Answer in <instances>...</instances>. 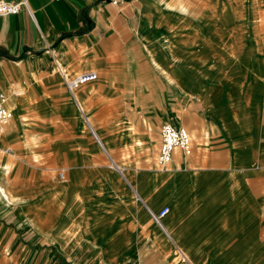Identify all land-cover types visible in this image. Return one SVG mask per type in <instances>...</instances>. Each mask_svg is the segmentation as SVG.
<instances>
[{"label":"crops","instance_id":"crops-1","mask_svg":"<svg viewBox=\"0 0 264 264\" xmlns=\"http://www.w3.org/2000/svg\"><path fill=\"white\" fill-rule=\"evenodd\" d=\"M113 1L28 0L30 12L0 17V96L13 117L0 131V264H76L65 248L95 241H110L112 259L163 260L165 237L264 232V0H240L236 23L233 0ZM61 69L98 78L76 101ZM65 122L85 153L68 181L96 187L87 222L69 213L66 167L46 177L26 160L50 152L41 145ZM164 123L196 139L160 171ZM98 151L114 165L103 196ZM116 240H129L121 253Z\"/></svg>","mask_w":264,"mask_h":264},{"label":"rangeland","instance_id":"rangeland-1","mask_svg":"<svg viewBox=\"0 0 264 264\" xmlns=\"http://www.w3.org/2000/svg\"><path fill=\"white\" fill-rule=\"evenodd\" d=\"M233 8L235 10L233 18L235 23L241 22L244 14L240 8V0H233ZM261 19L264 20L263 14L261 15ZM81 120L85 126L84 130L89 132L84 120L82 118ZM1 130H3L2 127H0V131ZM75 134L76 133L73 132L71 126L65 122L61 129H56L51 132V135L47 137V144L41 145L42 148H44V146L49 148L51 150L50 152L42 153L41 155L33 152L32 154H27L26 157L27 162H37L39 166L46 167L43 171V174L46 177L56 176L59 173L60 168L66 167V171L63 172H68L66 173L64 182L67 183L69 200L71 199L70 197L74 196L73 199L69 201L68 205L69 213L73 214L72 219L74 220V223L80 218H83L84 222L88 221L89 218L86 217V212L89 211L87 206L89 207L93 204V199H90L91 197L89 194H91L92 190L96 189L95 185L92 188L91 184L86 181L82 182L81 187L71 180L68 181L67 174L69 173L70 175V171L72 172L74 170L73 165L75 164V161L77 159H82L81 156H85V153L79 152L77 149L74 150ZM193 139L195 141L196 136L192 137V140ZM197 142L199 143V140ZM178 151L179 149L177 152ZM96 157L102 158L106 162V167H98V177H100L101 181L98 182L100 187H97L99 192L96 196H103L106 194L108 188L106 178L109 173L107 172L108 170L112 171L110 166L114 167V165L107 162L103 152L98 151ZM157 168L160 171L162 170L159 168L158 164ZM168 168L169 167H167V169ZM85 178L88 177H83V179ZM94 215L100 216V213L93 209V211L89 213V217ZM165 239L168 243L167 249L169 250V254L168 257L163 260L147 259L140 261L137 259L131 260V258L130 260H125V257H122L121 259H112L113 256H117V253L114 255L109 253L111 249L110 241H99L100 243L97 241H95L97 243H70V247L65 249L66 251L68 250L67 252L70 254L69 256H71V259L75 261L76 264H163L164 261H168V264H187L183 261V255L180 254L179 250H182L187 255V258L191 261L190 264H202L204 261H206L204 264H264V232L165 237ZM185 239L192 247L194 245L198 246L197 243H201V246L206 249L205 255L199 256L197 260L193 259V251L188 250V243L185 242ZM129 240H116L120 253L122 252L124 242H135V239ZM184 242L186 245H184Z\"/></svg>","mask_w":264,"mask_h":264},{"label":"built area","instance_id":"built-area-1","mask_svg":"<svg viewBox=\"0 0 264 264\" xmlns=\"http://www.w3.org/2000/svg\"><path fill=\"white\" fill-rule=\"evenodd\" d=\"M113 3L117 4L118 0H114ZM25 9L30 12L28 0H21L20 2H8L5 0H0V17L8 15H17ZM61 73L63 75V81H65L66 87L73 99L77 101L76 91L82 86L89 84L90 82L96 81L98 75L94 71L88 73L76 74L73 77L67 75L62 69ZM0 127L5 126L12 117V111L5 106L4 96H0ZM80 111L83 115V111L79 106ZM84 116V115H83ZM85 122L88 125L90 130L89 121L85 118ZM161 142H160V151L157 156L156 164L162 170H166L167 167L171 164L173 155L175 152L180 149L185 155H189L192 152V136L188 129L183 126H174L170 123H164L161 126ZM97 141L99 142L98 136L93 130H90ZM61 179L65 178V173L63 171L59 174ZM170 208L164 207L157 214H152L155 222L162 226V220L169 213Z\"/></svg>","mask_w":264,"mask_h":264},{"label":"bare ground","instance_id":"bare-ground-1","mask_svg":"<svg viewBox=\"0 0 264 264\" xmlns=\"http://www.w3.org/2000/svg\"><path fill=\"white\" fill-rule=\"evenodd\" d=\"M91 130V129H90ZM100 144V143H99ZM0 191L3 193V195L5 196V197H7V195H6V191L2 188V187H0ZM6 201V200H5ZM165 231V230H164ZM71 245V244H70ZM182 255H184V254H182ZM184 260L185 261H187V259L186 258H184Z\"/></svg>","mask_w":264,"mask_h":264}]
</instances>
